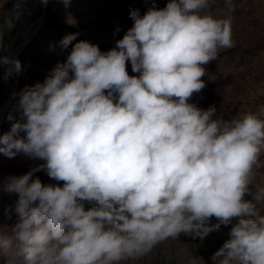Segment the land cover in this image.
Returning a JSON list of instances; mask_svg holds the SVG:
<instances>
[{"label":"clouds","instance_id":"obj_1","mask_svg":"<svg viewBox=\"0 0 264 264\" xmlns=\"http://www.w3.org/2000/svg\"><path fill=\"white\" fill-rule=\"evenodd\" d=\"M208 3L168 0L142 16L132 11L133 26L114 48L79 41L22 91L21 121L0 135V154L44 161L34 171L57 183L32 171L10 179L18 222L10 235L0 231V259L124 264L182 234L202 240L230 226L212 264H264V184L254 180L264 105L223 119L214 105L189 103L205 87V66L234 46L233 9L216 18L204 12ZM129 62L138 75L128 74ZM10 64L21 70L19 60L0 56Z\"/></svg>","mask_w":264,"mask_h":264},{"label":"rangeland","instance_id":"obj_2","mask_svg":"<svg viewBox=\"0 0 264 264\" xmlns=\"http://www.w3.org/2000/svg\"><path fill=\"white\" fill-rule=\"evenodd\" d=\"M127 0H70L66 7L62 0H49L46 6L35 0H0V33L2 50L0 56H7L8 42L11 36L30 26V40L23 47L24 40L19 36L15 40V49L21 50L17 60L21 70L15 75L25 90L34 87L53 72L54 64L59 62L60 41L68 34L69 23L78 22L88 15L99 17L108 15H126ZM134 5L138 0H133ZM235 21L241 25L236 35L245 45L233 58L222 62L217 75L220 86L221 105H229L235 116L248 112H257L264 105V0H232ZM15 7L14 26L7 32V20ZM10 35V36H9ZM9 36V37H8ZM70 46V45H69ZM0 65V108L5 103L9 92L14 88L15 80L7 76ZM230 97V98H229ZM20 105L10 108L5 121L0 126V135L7 133L11 125L21 121ZM23 135V134H22ZM8 158L0 154V215L6 218L5 235H10L18 222L15 212L18 194L9 192L7 185L11 178L23 174L17 165L19 158ZM254 180L264 184V156L261 167L255 170ZM0 264H22L20 258H2Z\"/></svg>","mask_w":264,"mask_h":264},{"label":"trees","instance_id":"obj_3","mask_svg":"<svg viewBox=\"0 0 264 264\" xmlns=\"http://www.w3.org/2000/svg\"><path fill=\"white\" fill-rule=\"evenodd\" d=\"M168 0H138L134 5L133 0L126 1V15H108L99 17L97 15H88L83 17L78 22L69 23L68 30L71 34H77L76 40L68 47V49L60 50L61 56H59V62L54 64L53 70L59 65L65 62L67 55L71 51L72 45L79 41H87L89 43L98 45L102 52H107L115 47V42L122 39L124 34L129 28L133 26L131 19V12L139 10L141 16L151 7L162 9L166 6ZM229 8L233 9L230 13L232 18V39L234 46L231 49H222L219 52L217 60L206 65V73L202 78L205 82V87L199 93L193 94L189 103L195 104L201 109H207L210 106L217 108V114L215 118L232 119L235 116L230 110L229 105H221L220 101V86L217 81V75L222 62L227 58H233L238 55L245 45L244 41L239 40L235 34L237 28H241V25L235 21L234 16V3L230 0H209L208 7L204 9V12L211 13L216 18H227L229 15ZM127 71L130 76L138 75L133 73L130 62L127 63ZM44 81V80H43ZM41 81V82H43ZM25 90L23 82L19 83V89L17 96L12 105V108L20 105V98L22 91ZM230 98V97H229ZM44 161L30 159L28 157L19 158L17 165L23 174H27L32 171V178H39L43 184H55L54 180H51L45 172L34 171ZM62 185V182H59ZM89 205H86L88 207ZM261 212L264 214V206H261ZM217 223L215 218L212 219V224ZM7 220L0 215V228L6 229ZM230 226L221 228L217 231H213L208 234L204 239H193L190 236H184L183 234L178 240H168L159 244L148 255L141 257L137 260L126 261L124 264H212L211 257L223 246L227 241L228 232Z\"/></svg>","mask_w":264,"mask_h":264},{"label":"bare ground","instance_id":"obj_4","mask_svg":"<svg viewBox=\"0 0 264 264\" xmlns=\"http://www.w3.org/2000/svg\"><path fill=\"white\" fill-rule=\"evenodd\" d=\"M14 15H15V7L13 8L11 14L9 15L8 17V20H7V32L10 33L12 27L14 26ZM29 34H30V26H27L25 29H24V32L22 33V35H20V37L26 41L29 37ZM10 36V35H9ZM8 36V37H9ZM13 39V36L10 37L9 39V42H8V47H7V57L10 59V60H13L14 61V54H15V42L12 43ZM13 65H5V67L9 70L12 68ZM13 96H14V93H13V89L9 92V95L5 101V103L3 104V106L0 108V121H2V119L4 118V115H5V112H6V109L8 107V105H10V102L12 101L13 99Z\"/></svg>","mask_w":264,"mask_h":264},{"label":"water","instance_id":"obj_5","mask_svg":"<svg viewBox=\"0 0 264 264\" xmlns=\"http://www.w3.org/2000/svg\"><path fill=\"white\" fill-rule=\"evenodd\" d=\"M39 1H40V0H35V6L39 3ZM23 32H24V29L21 30L20 32H18V33L13 37V39H12L11 42L14 43L15 40H16L20 35H22ZM29 40H30V34H29L28 39H27L26 41H24V43H23V45H22L21 48H23V47L28 43ZM20 53H21V50H18V49H17V50L15 51V54H14V61L17 60V58H18V56L20 55ZM2 68H3V70H4L5 72L8 71V69L5 67V65H2ZM11 70H12V72H11L10 77H12V78L15 80V84H14V88H13L14 96H13L12 101L10 102V105H8V107H7V109H6V112H5L4 118L2 119V121H0V126H1V125L3 124V122L5 121L6 116H7V114H8V112H9L10 108L12 107V105H13V103H14V101H15V98H16V96H17V92H18V89H19V80L17 79V77H16V75H15L14 66H12Z\"/></svg>","mask_w":264,"mask_h":264}]
</instances>
